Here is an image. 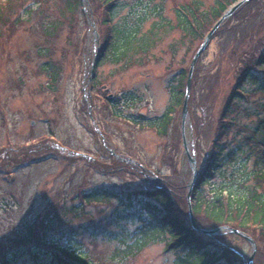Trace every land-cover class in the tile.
Masks as SVG:
<instances>
[{
	"label": "rangeland",
	"instance_id": "obj_1",
	"mask_svg": "<svg viewBox=\"0 0 264 264\" xmlns=\"http://www.w3.org/2000/svg\"><path fill=\"white\" fill-rule=\"evenodd\" d=\"M63 1L17 0L15 4L12 0L9 8L3 5L0 21L2 247L17 243L26 226L36 225L54 207L76 203V199L71 202L74 195L94 189L126 191L158 184L174 196V207L187 214L196 175L217 140L220 122L232 119L234 124L224 141L238 142L253 128L256 116L264 115V91H256L249 81L240 84L243 99L223 115L229 97L237 90L241 72L249 67L245 66L246 62L251 55L257 58L264 54V0L242 4L240 11L237 9L215 31L192 70L184 119L182 100L179 105H173L170 87L176 86L172 77L179 70L188 72L202 40L176 44L171 52L169 45L178 42L180 36L172 28L173 12L192 1L199 4V9H206L215 0H120L123 6L115 10L113 25L130 26L143 18V32L151 22L164 20L170 31L165 29L152 52L154 58L146 66L121 71L119 66L104 62L93 68L94 73L90 65L98 54V32L104 29L98 25L102 8L97 5L91 9L89 1L80 0V8L64 20L61 33L57 35L59 29L53 35L46 31V37L44 27L49 20L57 18ZM3 3L0 1V6ZM156 12H160V18L155 16ZM51 45L56 52L52 57L56 63L51 67L52 72L47 73L41 65L50 60L45 54ZM93 74L97 76L96 89L91 88L95 84ZM124 95L137 98L127 110L120 109L124 119L135 118L137 124L111 115L106 98ZM165 115L171 120L166 130L159 133L156 124ZM243 148H253L252 142L245 140ZM188 157L194 162L193 168ZM251 159L245 171L250 169ZM118 204L114 200L85 204L81 218L74 220L81 225H73L78 240L89 245L90 255L99 264H114L110 261L114 243L99 235L108 229L104 227L107 222L113 221L108 217ZM90 223L96 225V230H92L94 237H88L85 231ZM243 234L254 246L227 230L217 234L225 235L233 251L231 263L247 264L253 251L251 264H264L262 232ZM163 249L162 243L152 244L115 264H171L172 254Z\"/></svg>",
	"mask_w": 264,
	"mask_h": 264
},
{
	"label": "trees",
	"instance_id": "obj_2",
	"mask_svg": "<svg viewBox=\"0 0 264 264\" xmlns=\"http://www.w3.org/2000/svg\"><path fill=\"white\" fill-rule=\"evenodd\" d=\"M0 1L4 2L0 6L1 21L3 5L7 4L9 8L12 0ZM13 1L16 4L17 0ZM87 1L91 9L98 5L103 11L102 20L98 25L104 29L100 28L102 32H98L99 44L95 67L107 62L119 66L122 71L132 67H143L151 62L154 58L152 52L161 41L165 29L170 31L171 27L166 21L155 20L143 32L141 31L142 23L145 21L143 18L130 26H126L125 23L115 26L112 19L115 10L123 6L120 0ZM237 1L215 0L211 6L202 10L199 9L200 6L196 1H192L175 8L172 28L177 30L180 36L178 42L176 40L169 45V50L173 52L176 44L185 45L186 42L202 40L204 32L209 30L222 13ZM252 2L254 0L244 5ZM78 8H80V0H65L62 8L58 10L57 18L49 20L44 27V33L49 31L53 35L59 29L57 35L60 34L64 20L70 19L71 14ZM27 11L29 13L30 9ZM155 16L160 18V12H156ZM46 33L45 36L48 37ZM36 53L38 59V52ZM55 54L51 45V49L45 54L50 60L41 65L47 73L52 72L51 67L56 63L52 58ZM245 66L249 67L241 72L237 90L229 97L223 115L230 111L234 103L243 99L241 95L244 91L241 83L249 81L256 86V91H264V54H260L257 58L251 55ZM186 75V70H179L172 77L176 87H170V91L173 92L175 106L179 105L183 98ZM96 80L97 76L94 74L95 84L91 86L92 89L98 87ZM135 99L137 98L124 95L121 98H106V101L114 119L137 124L135 118L124 119L121 111L127 110L129 105L135 103ZM262 111L264 112V106ZM256 118L253 128L238 142L224 141V137L228 135L227 131L234 124L232 119L220 122L217 140L196 175L190 196L193 218L199 228L228 226L247 234L258 230L264 235V115H258ZM170 120L168 115L158 120L156 129L159 133L166 130ZM244 127L247 129V126ZM245 140L252 142L253 148L244 149ZM250 157H252L251 167L245 171ZM148 186L113 192L94 189L74 195L71 202L76 199L74 201L76 203L72 202L69 206L62 205L60 208L54 207V210H50L51 212L49 211L50 213H47L36 225L26 226L17 243L8 247L0 245V264H99L90 255L89 245L78 240V232L73 225L81 226L74 220L81 218L82 206L88 203H108V200L117 201L119 204L113 206V213L108 217V220L113 218V221L107 220V225L104 227L108 229L99 236H103L101 238L105 241L114 243L113 250L110 251V261L114 264L157 243L163 244L164 252L172 254L171 264H232L230 257L233 251L228 247L224 239L225 235L208 237L193 230L187 214L174 207V196L166 188L158 184ZM88 228H91L89 234ZM93 228L96 230V225L90 223L85 229L88 237L96 236L92 231ZM48 230H50L49 234H47Z\"/></svg>",
	"mask_w": 264,
	"mask_h": 264
},
{
	"label": "water",
	"instance_id": "obj_3",
	"mask_svg": "<svg viewBox=\"0 0 264 264\" xmlns=\"http://www.w3.org/2000/svg\"><path fill=\"white\" fill-rule=\"evenodd\" d=\"M247 1H249V0H239L235 4H233L228 10H226L223 13V15L221 16V18L213 25V27L210 29V31L207 33V35L204 37L202 43L200 44V46L198 47L197 51L193 55L192 60H191V63H190V68H189V71H188V75H187L186 86H185V94H184L183 105H182V119H184L185 114H186L187 93H188V90H189L190 77H191L192 68H193L196 60L198 59V57L200 56V54L205 50V48L207 47V44H208L211 36L217 30V28L220 26V24L222 23V21L224 19H226L227 17H229L239 6H241L243 3L247 2ZM184 149L186 151L185 144H184ZM188 160H189L190 164H193L194 163L193 160L190 157H188ZM188 197H189V195H188ZM188 219H189V222L191 223L192 227L195 228V229H197L196 226H195V224H194L193 217H192V213H191L189 207H188ZM221 229H228V228L222 227V228H216L214 230H201V232L204 233V234H206V235H211V234H216ZM228 230H230L232 233H235L237 235H240V236L244 237L252 246H254V243L251 241V239L248 238L247 236H245L244 234H242L241 232L236 231V230H232V229H228ZM253 253L254 252L252 251V254L250 255V257L248 259V264H250L252 262Z\"/></svg>",
	"mask_w": 264,
	"mask_h": 264
}]
</instances>
